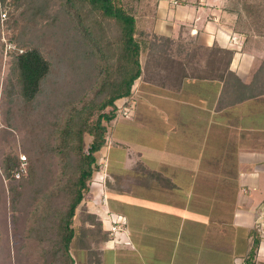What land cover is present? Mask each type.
I'll use <instances>...</instances> for the list:
<instances>
[{"label":"crops","instance_id":"0c3cea01","mask_svg":"<svg viewBox=\"0 0 264 264\" xmlns=\"http://www.w3.org/2000/svg\"><path fill=\"white\" fill-rule=\"evenodd\" d=\"M226 2L145 0L141 23L173 42L232 49L230 69L249 83L263 49L233 32ZM178 81L162 87L139 77L130 97L116 102L127 113L144 108L131 118L120 113L108 136L116 126L141 127L179 148L131 149L118 140L98 153L107 173L84 202L111 238L95 264H245L253 229L260 240L254 263L264 264V94L215 110L221 82Z\"/></svg>","mask_w":264,"mask_h":264},{"label":"trees","instance_id":"16d2710c","mask_svg":"<svg viewBox=\"0 0 264 264\" xmlns=\"http://www.w3.org/2000/svg\"><path fill=\"white\" fill-rule=\"evenodd\" d=\"M145 0H66L65 7L71 11L85 34L99 43L105 60L106 79L96 98L75 109L66 119L60 133L59 148L65 159H71L72 175L59 188L63 194L61 207L53 209L47 217L46 247L42 253L43 264H95L99 246L111 238L104 230L96 213L85 204L98 171V153L107 143L111 123L120 114L117 100L128 99L134 81L142 77L164 87L168 82H181L185 78L209 79L222 83L215 110L264 94V63L261 59L249 83H244L231 69L232 49L191 41H177L147 30L141 23V11ZM249 3L229 0L223 9L234 15L232 30L243 35L248 47H255L249 26L253 21ZM11 20V21H10ZM10 25L15 24L14 18ZM112 25L116 43L99 34L101 22ZM95 30V31H94ZM19 32L8 38L15 41L12 65L16 71L20 95L31 103L41 91L51 64L35 46L24 41ZM14 43V42H13ZM183 60L178 61L177 54ZM183 54V55H182ZM178 81V82H179ZM179 82V83H180ZM126 103V102H125ZM90 141L84 145V137ZM3 172L13 177L18 167L17 159L6 154L2 160ZM75 217L78 221L75 222ZM252 244L244 256L245 264H255L254 256L259 245V235L251 231ZM43 239V240H44Z\"/></svg>","mask_w":264,"mask_h":264},{"label":"rangeland","instance_id":"374dc122","mask_svg":"<svg viewBox=\"0 0 264 264\" xmlns=\"http://www.w3.org/2000/svg\"><path fill=\"white\" fill-rule=\"evenodd\" d=\"M232 1L251 5L256 21L250 24L249 35L253 45L263 49L258 57V60L262 59L264 0ZM65 3L66 0H0V264H43L44 238L50 228L46 220L61 204L63 194L59 188L73 170L68 163L71 159H65L59 148L60 133L67 117L96 98L106 79L105 60L99 43L85 34ZM1 12H6L5 18ZM12 18L15 20L13 26L10 25ZM111 27L110 23L102 21L99 34L115 44L112 36L116 31H111ZM14 31L37 47L51 64L40 93L31 103L24 102L20 95L12 65L13 55L4 52V41L16 45L8 38ZM186 93L181 92L184 96ZM143 108L131 109L125 116L131 118L134 112H141ZM150 133L141 127L116 126L107 141L111 144L123 140L131 149L153 148L157 144L179 148L174 139L169 141L163 134L153 136ZM89 141L90 137L85 135L84 145ZM6 154L13 155L18 161L10 178L3 172L2 160ZM119 154H123L122 151ZM187 161L191 162L190 159ZM99 162L105 164L103 172L107 173L106 163L101 159ZM103 172L94 173L93 192L97 186L94 180H99ZM100 194L98 191L94 195L97 200ZM182 249L181 245L178 250L181 252ZM175 264H179L178 260Z\"/></svg>","mask_w":264,"mask_h":264},{"label":"built area","instance_id":"2783aa9c","mask_svg":"<svg viewBox=\"0 0 264 264\" xmlns=\"http://www.w3.org/2000/svg\"><path fill=\"white\" fill-rule=\"evenodd\" d=\"M1 16H2V18H5L6 17V12H1ZM13 50H17L19 53H21L22 52V48H16V46L14 45V43L13 42H11V41H4V52L5 53H10L11 51H13ZM127 111L128 110H126L125 108L124 109H122L121 111H120V113L121 114H123V115H126L127 114ZM24 160V159H23ZM98 166H99V168H98V171H103V169H104V166H105V164H100V162H98ZM19 173H17V175H18ZM115 227H113V229H114Z\"/></svg>","mask_w":264,"mask_h":264}]
</instances>
